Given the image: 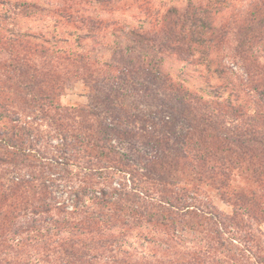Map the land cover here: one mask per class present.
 <instances>
[{
  "label": "trees",
  "instance_id": "16d2710c",
  "mask_svg": "<svg viewBox=\"0 0 264 264\" xmlns=\"http://www.w3.org/2000/svg\"><path fill=\"white\" fill-rule=\"evenodd\" d=\"M0 8V264H264V0ZM43 14L50 32L25 26ZM71 78L87 104L62 105ZM130 90L162 110L130 111Z\"/></svg>",
  "mask_w": 264,
  "mask_h": 264
},
{
  "label": "rangeland",
  "instance_id": "374dc122",
  "mask_svg": "<svg viewBox=\"0 0 264 264\" xmlns=\"http://www.w3.org/2000/svg\"><path fill=\"white\" fill-rule=\"evenodd\" d=\"M4 14H5V9L0 8V20L2 19ZM53 20H54L53 18L49 17V15L46 14L37 15L34 19L28 20L25 23L26 24L25 26L30 27L34 30H46L50 32V30L54 29ZM230 51L231 50L228 49L226 52H224L225 60L227 61L228 65H232L231 64L232 62L229 58ZM7 57H8L7 53L0 51V60H5L7 59ZM181 75H184L185 77H189L191 82H195L196 86L204 87L205 85L211 84L216 87L217 84L219 83V80L216 79L215 77L212 78L210 81H207L205 77L202 75L200 70H196L193 73L190 72ZM0 78H5V75L1 73ZM65 82H66V87L60 97L62 105L74 107V106H82L89 102L88 91L83 81H81L80 79L71 78L66 80ZM126 106L130 111L134 112L135 114H138L139 116L148 114L151 111L149 106H153L151 108H153L154 110H162L159 99L156 98L154 99L151 96V92L149 91L148 93H145L143 91L130 90L128 92ZM10 113H12V107L10 109ZM19 116L24 122L32 121V117L28 116L27 113L19 112ZM34 125L38 126L41 132V137H40L41 143L38 145V147L44 151H47V155L49 157L57 155L56 152L51 148V144L57 143V139L55 136L56 134L53 128L50 125H48L47 122H45L44 120H36L34 121ZM123 147L124 149H126L127 145L124 144ZM9 177L6 180L8 182H9ZM239 183L241 184L242 182L239 181ZM204 195L207 196L208 199H210L221 210L225 212H231V206L224 203L214 191L204 190ZM259 227L261 231L264 232V223ZM133 240L137 244L138 241H136L135 238ZM147 252H153V251L147 250ZM136 253L138 255L143 254V252L140 250H137ZM0 258H2L4 262L6 259L12 261V249H8L6 254H4V250H1Z\"/></svg>",
  "mask_w": 264,
  "mask_h": 264
}]
</instances>
